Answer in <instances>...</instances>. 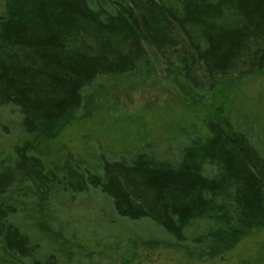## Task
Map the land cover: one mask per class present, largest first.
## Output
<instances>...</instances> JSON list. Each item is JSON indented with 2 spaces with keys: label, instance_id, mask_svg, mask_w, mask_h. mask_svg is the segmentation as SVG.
<instances>
[{
  "label": "trees",
  "instance_id": "16d2710c",
  "mask_svg": "<svg viewBox=\"0 0 264 264\" xmlns=\"http://www.w3.org/2000/svg\"><path fill=\"white\" fill-rule=\"evenodd\" d=\"M179 1L181 14L154 0H8L0 17V107L17 109L28 135L54 141L74 122L89 85L100 76L133 73L147 47L173 45L174 29L192 52L188 78L196 62L213 85L237 70L244 76L264 74V0ZM226 10L238 16L235 24L211 27ZM205 116L207 136L187 144L175 162L145 151L115 160L101 157L99 171L80 169L79 177L69 179L30 156L29 146L17 148L13 166L0 170V242L5 251L33 264H58L54 256L37 260L39 247L10 220L17 209L6 196L24 183L44 203L59 192L100 190L119 216L149 220L178 244L193 222L214 218L227 225L203 240L211 243L212 257L219 256L213 247L263 230L264 158L234 127L224 105Z\"/></svg>",
  "mask_w": 264,
  "mask_h": 264
},
{
  "label": "rangeland",
  "instance_id": "374dc122",
  "mask_svg": "<svg viewBox=\"0 0 264 264\" xmlns=\"http://www.w3.org/2000/svg\"><path fill=\"white\" fill-rule=\"evenodd\" d=\"M7 1L0 0V17ZM154 1L182 12L179 0ZM236 20V13L226 10L210 26L224 29ZM174 30L173 45L162 50L147 47L133 73L100 76L89 85L74 122L54 141L28 135L21 113L0 107V170L12 167L16 149L24 146L47 169L69 179L79 177L80 169L99 171L101 157L115 160L145 151L175 162L187 144L207 136L203 119L218 105H224L234 127L264 158V74L244 76L237 70L213 85L196 62L190 82L185 70L192 52L181 31ZM207 170L215 173L211 167ZM6 198L17 209L11 222L39 247L40 262L54 256L58 264H264V229L213 247L219 256L212 257L211 243L203 240L210 231L227 225L214 218L193 222L186 240L178 244L149 220L119 216L113 201L97 189L79 195L59 192L44 203L35 188L24 183ZM229 217L232 221V208ZM0 260L33 264L7 253L1 242Z\"/></svg>",
  "mask_w": 264,
  "mask_h": 264
}]
</instances>
